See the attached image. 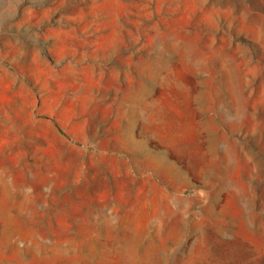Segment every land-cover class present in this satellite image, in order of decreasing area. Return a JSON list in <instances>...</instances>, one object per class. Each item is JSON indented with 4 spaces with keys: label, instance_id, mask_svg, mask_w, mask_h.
Segmentation results:
<instances>
[{
    "label": "rangeland",
    "instance_id": "rangeland-1",
    "mask_svg": "<svg viewBox=\"0 0 264 264\" xmlns=\"http://www.w3.org/2000/svg\"><path fill=\"white\" fill-rule=\"evenodd\" d=\"M0 264H264V0H0Z\"/></svg>",
    "mask_w": 264,
    "mask_h": 264
},
{
    "label": "crops",
    "instance_id": "crops-1",
    "mask_svg": "<svg viewBox=\"0 0 264 264\" xmlns=\"http://www.w3.org/2000/svg\"><path fill=\"white\" fill-rule=\"evenodd\" d=\"M130 128H132V129H133V127H130ZM144 141H145V142H147V140H144ZM174 165H175V166H178V165H177V164H175V163H174Z\"/></svg>",
    "mask_w": 264,
    "mask_h": 264
}]
</instances>
